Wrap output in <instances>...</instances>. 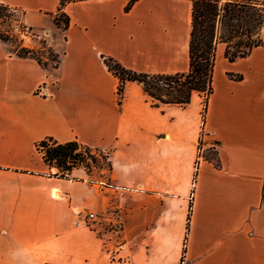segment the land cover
<instances>
[{
	"label": "crops",
	"instance_id": "1",
	"mask_svg": "<svg viewBox=\"0 0 264 264\" xmlns=\"http://www.w3.org/2000/svg\"><path fill=\"white\" fill-rule=\"evenodd\" d=\"M131 1L68 3L62 30L59 0H0L59 55L44 67L0 39V264H264V46L229 62L217 43L204 120L197 93L156 108L127 82L119 102L102 57L189 68L193 0ZM46 138L102 150L111 169L56 177Z\"/></svg>",
	"mask_w": 264,
	"mask_h": 264
},
{
	"label": "trees",
	"instance_id": "2",
	"mask_svg": "<svg viewBox=\"0 0 264 264\" xmlns=\"http://www.w3.org/2000/svg\"><path fill=\"white\" fill-rule=\"evenodd\" d=\"M78 1L84 0H59V8L53 16L57 27L62 30L67 29L69 19L63 12V7ZM134 1L132 0L125 9L128 10ZM8 9L10 10L7 6L0 4V10ZM263 25L264 3L242 0H226L224 3L221 0H193L187 72L172 75L137 73L124 68L112 58L102 57V59L108 71L118 79L119 102L127 82H136L141 85L151 99V105L156 108L161 105L186 107L192 95L197 93L204 95L205 98L201 112L204 120L206 103L213 92L217 43L226 45L224 56L229 62H234L236 59L249 55L253 48L264 46V39L260 35ZM12 51L17 57H30L41 66L49 65L43 63L41 57L35 55L32 49L23 47ZM53 61L55 62L53 68H56L59 55L54 52ZM36 149L42 155L45 164L57 170L53 174L56 177L68 178L71 171L76 168L90 171L91 166H100L99 157L106 162V170L111 169L107 153L100 152L96 155L91 147L76 141L59 143L52 138H46L37 143ZM180 264H183L182 261Z\"/></svg>",
	"mask_w": 264,
	"mask_h": 264
},
{
	"label": "rangeland",
	"instance_id": "3",
	"mask_svg": "<svg viewBox=\"0 0 264 264\" xmlns=\"http://www.w3.org/2000/svg\"><path fill=\"white\" fill-rule=\"evenodd\" d=\"M242 1H247V2L256 1L258 3L261 2L260 0H242ZM221 2L224 3L226 2V0H221ZM20 20H21L20 12L14 11L11 9L10 10L9 9L0 10V38L4 40L8 49L10 50H15V49L17 50L23 47L34 50V54L41 57V61L43 63L45 64L47 63L51 66V68H53L55 66V62L53 61V51H51L48 48L45 41L39 35H37L35 32H32V36H30V42L26 45L20 40V36L18 35V33H16L17 32L16 29L21 30L25 26L23 23H21ZM260 35L264 39V25L262 26L260 30ZM200 96L202 98V102L204 103L205 101L204 95H200ZM91 150L96 155H98L100 152L101 154H105L104 151L99 150V149L92 148ZM201 154L209 158V157H213L214 151L210 149L207 151H203ZM99 163H100V166H96V167L91 166L90 171L88 172H93L96 174V173L106 170V162L100 157H99ZM53 169H54L53 174H55L57 170L55 168ZM117 211L118 209L117 210L111 209L110 212L115 213ZM109 217L110 219L111 218H114V219L105 221L102 227L106 230H114V229L117 230L119 227L118 222L116 221L118 217L117 216L115 217L114 215H110Z\"/></svg>",
	"mask_w": 264,
	"mask_h": 264
},
{
	"label": "built area",
	"instance_id": "4",
	"mask_svg": "<svg viewBox=\"0 0 264 264\" xmlns=\"http://www.w3.org/2000/svg\"><path fill=\"white\" fill-rule=\"evenodd\" d=\"M16 33H18V35L20 36V40L26 45L30 42V36H32V32L33 30L28 27V26H24V28H22L21 30L16 29ZM87 219L92 220L94 219V215L93 213H90L87 215Z\"/></svg>",
	"mask_w": 264,
	"mask_h": 264
}]
</instances>
